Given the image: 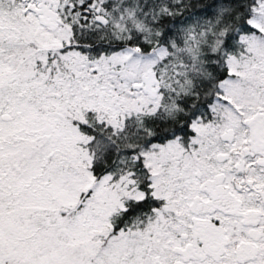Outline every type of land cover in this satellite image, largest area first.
<instances>
[{
    "label": "snow or ice",
    "instance_id": "snow-or-ice-1",
    "mask_svg": "<svg viewBox=\"0 0 264 264\" xmlns=\"http://www.w3.org/2000/svg\"><path fill=\"white\" fill-rule=\"evenodd\" d=\"M0 264H264V0H0Z\"/></svg>",
    "mask_w": 264,
    "mask_h": 264
}]
</instances>
